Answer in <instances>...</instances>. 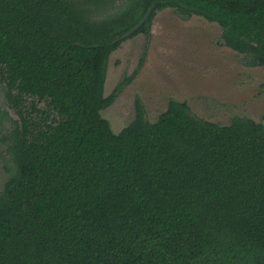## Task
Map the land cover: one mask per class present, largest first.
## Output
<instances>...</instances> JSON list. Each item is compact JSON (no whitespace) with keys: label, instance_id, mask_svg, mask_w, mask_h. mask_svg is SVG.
Masks as SVG:
<instances>
[{"label":"trees","instance_id":"trees-1","mask_svg":"<svg viewBox=\"0 0 264 264\" xmlns=\"http://www.w3.org/2000/svg\"><path fill=\"white\" fill-rule=\"evenodd\" d=\"M152 5L129 36L172 8L264 66V0H0V97L17 115L0 108V264H264L263 122L175 98L154 121L136 99L118 133L102 115L135 75L105 95L110 55Z\"/></svg>","mask_w":264,"mask_h":264},{"label":"rangeland","instance_id":"rangeland-1","mask_svg":"<svg viewBox=\"0 0 264 264\" xmlns=\"http://www.w3.org/2000/svg\"><path fill=\"white\" fill-rule=\"evenodd\" d=\"M150 30V36H128L110 55L105 95L135 73L114 103L102 110L114 132L132 121L138 98L152 121L175 98L186 101L195 114L222 124L234 116L264 123V66L246 65L241 54L225 46L218 23L198 15L184 19L167 8L155 14ZM0 101V108L16 119ZM11 126L8 117L0 119V190L8 178L1 137Z\"/></svg>","mask_w":264,"mask_h":264},{"label":"water","instance_id":"water-1","mask_svg":"<svg viewBox=\"0 0 264 264\" xmlns=\"http://www.w3.org/2000/svg\"><path fill=\"white\" fill-rule=\"evenodd\" d=\"M153 7H154V5H152L149 9H148V11H147V13L145 14V16L141 19V21L134 27V28H132L129 32H127L126 34H125V36L127 37V36H129V35H131L132 33H134L135 31H137L146 21H148L149 20V18H150V15H151V12H152V10H153Z\"/></svg>","mask_w":264,"mask_h":264}]
</instances>
